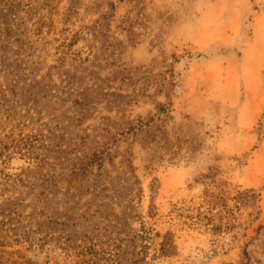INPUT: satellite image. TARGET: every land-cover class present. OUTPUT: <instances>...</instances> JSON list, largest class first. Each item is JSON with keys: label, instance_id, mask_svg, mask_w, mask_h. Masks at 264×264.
I'll return each mask as SVG.
<instances>
[{"label": "rangeland", "instance_id": "rangeland-1", "mask_svg": "<svg viewBox=\"0 0 264 264\" xmlns=\"http://www.w3.org/2000/svg\"><path fill=\"white\" fill-rule=\"evenodd\" d=\"M0 264H264V0H0Z\"/></svg>", "mask_w": 264, "mask_h": 264}]
</instances>
